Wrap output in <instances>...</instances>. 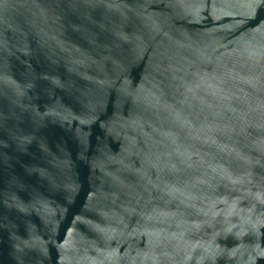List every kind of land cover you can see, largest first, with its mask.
<instances>
[{
	"label": "water",
	"instance_id": "95a60500",
	"mask_svg": "<svg viewBox=\"0 0 264 264\" xmlns=\"http://www.w3.org/2000/svg\"><path fill=\"white\" fill-rule=\"evenodd\" d=\"M0 264H264V0H0Z\"/></svg>",
	"mask_w": 264,
	"mask_h": 264
}]
</instances>
